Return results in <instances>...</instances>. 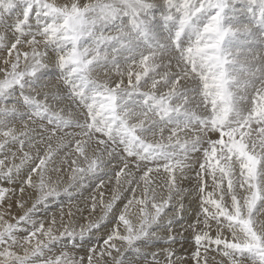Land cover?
<instances>
[{
  "label": "snow or ice",
  "instance_id": "snow-or-ice-1",
  "mask_svg": "<svg viewBox=\"0 0 264 264\" xmlns=\"http://www.w3.org/2000/svg\"><path fill=\"white\" fill-rule=\"evenodd\" d=\"M0 51V202L36 193L0 213V264H180L190 198L196 264H264V0H0ZM109 173L98 219H34ZM109 223L86 262L51 255Z\"/></svg>",
  "mask_w": 264,
  "mask_h": 264
},
{
  "label": "rangeland",
  "instance_id": "rangeland-1",
  "mask_svg": "<svg viewBox=\"0 0 264 264\" xmlns=\"http://www.w3.org/2000/svg\"><path fill=\"white\" fill-rule=\"evenodd\" d=\"M9 35H10V33H9ZM40 133H41V129L39 128V127H37L36 128V132H35V135H36V137H37V139L39 140V138H40ZM18 147V145L17 146H14V147H12L11 149H9V156H10V153L11 152H15L16 151V148ZM52 147L55 149L56 148V143L55 142H53L52 143ZM44 148H46V145H41V149L43 150ZM25 150H27V148H25ZM3 153H0V159H3ZM19 155H20V153H17V157H16V159H15V163H19ZM63 155H64V152L62 151V152H60V154H59V156L57 157V162H59V160L60 159H62L63 158ZM12 162V160H11V156H10V159H9V161H7L6 163H11ZM112 176H113V178L115 179V177H114V174L113 173H109V176L107 175V176H104V178L106 177H108V179H104V181L105 180H108V181H110V180H113V178H112ZM53 178L55 179V176H53ZM110 178H112V179H110ZM123 179V178H122ZM114 182V184H112ZM97 183H99L98 181H97ZM17 184V185H16ZM16 184H12V185H7V187H10V188H15V189H18L19 190V187L17 188V186H19L20 184L19 183H16ZM19 184V185H18ZM105 184V183H104ZM108 184H109V186H111L110 188H106V186H108ZM111 184V185H110ZM67 185V176L65 175V177H64V184L61 186L62 188L64 187V186H66ZM0 186H3L2 185V182H0ZM108 186V187H109ZM26 187V186H25ZM116 187V183H115V181H110V183H107V184H105L104 186H103V188H100V189H97V191H91V192H88V195H87V191H83V192H81V193H79V194H76L75 195V193H72L73 195H72V199H69L68 198V196L66 195V194H64L63 192H61V195L58 197V198H55V199H50L46 204H40V205H38L37 206V208H38V210H39V212H41V213H37V216H34V219H36V220H38V221H44L45 223H47V224H45L46 226L48 225V224H50L52 221H53V219H55V228H57V229H59V230H62V228H61V217L63 216V214H65V213H69V212H71L75 217H76V219L77 220H79V222H80V224H86V222H85V214H88V218H90V219H92V220H96V219H98L99 218V216L101 215V213H100V210H99V207L95 210V212H92V210H91V204H92V197L93 196H95L96 197V199L99 201V199H100V195H99V193L102 191L103 193H104V199L105 200H108V199H110L111 198V194H112V190L114 189ZM126 187V186H125ZM100 190V191H99ZM16 192H18L17 190H16ZM97 192V193H96ZM34 193H35V191H34ZM63 193V194H62ZM93 193H95V194H93ZM90 194V195H89ZM166 194V193H165ZM64 195V196H63ZM82 195V196H81ZM84 195V196H83ZM85 195H86V197H85ZM125 195H128L129 197L131 196V194L130 193H125ZM137 195H139V190L137 191ZM78 196V197H77ZM82 198V199H80V197ZM35 197H36V193L34 194V196H33V199H32V204L34 203V201H35ZM67 197V198H66ZM77 197V198H76ZM75 198H76V200H75ZM60 199V200H59ZM2 203H4V202H0V204H2ZM123 203H126V201H123V202H120V207L122 208L123 207ZM185 207L186 208H188L189 210V212L190 211H192V212H188L189 213V215H187L185 212V215H184V213L183 214H180V216H183V219L181 220L180 218H179V216L177 217V222L176 223H174L173 225V227H172V234L173 235H175V237H176V243L173 245V246H171V245H161L163 248H168L169 246H170V248L175 252V254H176V256L177 257H179L180 258V256H181V258H183V259H186L187 258V255H188V253L186 254V252H191V250L190 251H187L186 250V252H180V249H182V247H178L179 245V243L181 242H183V243H185L184 242V240L186 241V242H190L191 241V243H193L194 242V233H193V231L190 229V228H188L186 231H187V233L186 232H183V231H185V230H180L179 232L177 231V229L176 228H178L179 229V226H182V224L183 223H185V221H186V219H187V223H189V222H192V223H194L193 221H195L194 219V217L196 216V211H197V204H198V202L195 200V199H193V198H190L189 200H185ZM32 204H31V207H32ZM40 208V209H39ZM1 209V208H0ZM26 210V209H25ZM68 210V211H67ZM6 211V210H5ZM5 211L4 212H2V213H5ZM9 211V210H8ZM129 211L131 212V213H136L138 210H137V208H135V207H130V209H129ZM192 213V214H191ZM23 214V213H22ZM22 214H20V215H22ZM40 215V218L38 217ZM186 215H187V217H186ZM194 215V216H193ZM19 217V215H17V217L16 218H18ZM38 217V218H37ZM188 217H192V219L193 220H191V219H189ZM46 218H48V219H46ZM64 218V222L66 223L67 221L65 220V217H63ZM46 219V220H45ZM49 219H50V221H49ZM49 223H48V222ZM10 222H15V219L13 218ZM89 222V221H88ZM182 223V224H181ZM191 223V224H192ZM179 225V226H178ZM178 226V227H177ZM61 228V229H60ZM112 228V227H111ZM111 228H109V229H107L106 228V224L104 225V226H102L98 231H96L95 233H94V235H92V238L90 239V240H87V241H85L83 244H80V242H79V240H77V244H76V247H73L72 246V242L71 241H65L64 243H61V244H58V245H56L54 248H53V252L51 253V255L52 256H60L61 255V253L62 252H67L68 254H69V256H71V257H74V258H76L77 260L80 258V257H84L85 258V262H86V258H87V256L90 254L89 253V249L90 248H95L96 249V252H97V254H99V252L102 250V248L104 247V245H103V239L104 238H106V236H107V234H108V232L110 231V229ZM101 230H103V231H101ZM77 231H79V227H77ZM176 232H178V233H176ZM183 232V233H182ZM190 232L191 233H193V235H189L190 234ZM215 233L213 232L212 233V235H214ZM22 235V234H21ZM178 235V236H177ZM188 235V236H187ZM190 236H192V238L190 237ZM180 237V239H178V238ZM181 237H185V239H181ZM178 241V242H177ZM178 245V246H176L175 247V245ZM160 246V247H161ZM168 246V247H167ZM181 246V245H180ZM196 246V245H195ZM175 247V248H174ZM213 247H215V246H213ZM153 250H155V249H153ZM182 253V254H181ZM21 254H22V250H21ZM115 254V253H114ZM127 255H129L128 253H126ZM179 254V255H178ZM181 254V255H180ZM183 255V256H182ZM186 255V256H185ZM209 256V258L210 257H215V255H213L212 253H211V255H208ZM161 259H162V257H161ZM224 261L225 263H221V261ZM219 259H217V257H216V260H215V262H213V260L210 258L209 259V261H208V264H226L227 263V258H225V257H223V256H219ZM181 260V259H180ZM190 260H194V259H190ZM211 260V261H210ZM218 261H220V262H218ZM194 262H195V264H196V261L194 260ZM180 263H182V264H184V262L183 261H180ZM186 264H189L188 262L186 263ZM201 264H204V262H202Z\"/></svg>",
  "mask_w": 264,
  "mask_h": 264
},
{
  "label": "bare ground",
  "instance_id": "bare-ground-1",
  "mask_svg": "<svg viewBox=\"0 0 264 264\" xmlns=\"http://www.w3.org/2000/svg\"><path fill=\"white\" fill-rule=\"evenodd\" d=\"M3 57H7V52L6 51H0V58H3ZM0 63H2V59H0ZM109 176V175H108ZM106 178V177H105ZM104 178V179H105ZM112 178H113V176H112ZM112 178H110V179H112ZM106 179H108V177L106 178ZM109 180V179H108ZM108 180H105L104 181V183L105 184H107V183H110V181H115V179L113 178V180H110V181H108ZM97 183V181H95V182H93V184H91V185H89L84 191H87V195H88V192H91V191H97V189L98 188H96V187H94V184H96ZM104 184V185H105ZM112 184H114V182L112 183ZM17 185V184H16ZM19 185V184H18ZM111 185V184H110ZM108 186H109V184H108ZM106 186V188H110L111 186ZM185 187H189V185L186 183L185 185H184ZM20 188V185L19 186H17V188ZM103 188V187H102ZM100 189V188H99ZM18 192H16V194H15V196H11V198L10 199H6L5 201H3L4 203H2V204H0V213H2V212H4L5 210H7V214L5 215V219H8L9 221H11L13 218H16L17 217V215H20V214H22L23 213V211L25 210V209H27V208H29V207H31V204H32V199H33V196H34V190L33 189H31V188H28L27 186L25 187V192L24 193H21L18 189H16ZM100 191V190H99ZM73 193H75V195L76 194H79V193H77V192H73ZM84 193V192H83ZM97 193V192H96ZM63 194V193H62ZM93 194H95V193H93ZM73 195V194H72ZM90 195V194H89ZM166 195V194H165ZM64 196V195H63ZM82 196V195H81ZM84 196V195H83ZM78 197V196H77ZM76 197V198H77ZM80 197V196H79ZM85 197H86V195H85ZM67 198V197H66ZM73 198V197H72ZM76 198H75V200H76ZM80 199H82L81 197H80ZM18 200H23L25 203H24V209H21V208H19L18 207V204H17V201ZM60 200V199H59ZM9 205H11V207L9 208ZM40 209V208H39ZM9 210V211H8ZM68 211V210H67ZM39 212V210H38V208H36V211H35V215L34 216H37V213ZM42 212V211H41ZM41 212H39V213H41ZM189 211H187V215H189V213L190 212H192V211H190L189 213H188ZM43 213V212H42ZM185 213H184V215H185ZM181 214H183V213H181ZM192 214V213H191ZM187 215H186V217H187ZM194 216V215H193ZM39 218H40V215L38 216ZM37 217V218H38ZM63 217H65V220L67 221L68 220V213H65V214H63ZM89 216H88V214H85V222H86V224L88 223V219H86V218H88ZM189 219H191V220H193L192 219V217L190 218V217H188ZM41 219V218H40ZM46 219H48V218H46ZM45 219V220H46ZM182 220V219H181ZM195 220V219H194ZM49 221H50V219H49ZM48 222V221H47ZM194 222V221H193ZM49 223V222H48ZM192 222H189V223H187V219H186V221H185V223H181L182 224V226H179V229L178 228H176L177 229V231L179 232L180 230L182 231V230H185V231H183V232H186L187 233V229H188V225L189 224H191ZM45 224H47V223H45ZM105 225V224H104ZM113 225L112 224H106V228L107 229H109V228H111ZM174 226V225H173ZM177 226V227H178ZM58 228V227H57ZM61 229V228H60ZM174 229V228H173ZM172 229V230H173ZM187 230V231H186ZM192 230V229H191ZM101 231H103V230H101ZM178 232H176V233H178ZM182 232V233H183ZM189 233V232H188ZM187 233V234H188ZM189 235H193V233H191L190 232V234ZM178 236V235H177ZM188 236V235H187ZM194 236V235H193ZM191 238H192V236H190ZM178 238V237H177ZM178 239H180V237L178 238ZM181 239H185V237H181ZM187 241V240H186ZM185 240H184V242L185 243H179L178 245L176 244L175 245V247L176 246H178L179 248L180 247H182V249H180V252H186V250L187 251H190L191 250V252L189 253V252H186V254L188 253V255H187V258L186 259H183V258H181V256H180V261H183L184 262V264H186L187 262L189 263V264H195V262H194V260H190L191 258H192V253L196 250V246H195V243L193 242V243H191V241L189 242H186ZM178 242V241H177ZM174 244H172L171 246H173ZM181 245V246H180ZM162 247V246H161ZM168 247V246H167ZM170 247V246H169ZM174 247V248H175ZM172 248V247H171ZM214 248V247H213ZM201 252H202V256H203V249H201ZM211 253L213 254V255H215V260H216V257H217V259H219V256L221 257L222 255L221 254H219V253H217L216 251H210L209 253H208V255H211ZM182 254V253H181ZM180 254V255H181ZM127 255V254H126ZM179 255V254H178ZM183 256V255H182ZM186 256V255H185ZM214 257V256H213ZM211 258V257H210ZM226 258V257H225ZM163 259V258H162ZM220 260V259H219ZM227 260V259H226ZM211 261V260H210ZM221 261V260H220ZM220 261H218V262H220ZM203 262V259H202V261H201V263ZM221 263H225L224 261H221ZM220 263V264H221ZM180 264H182V263H180ZM211 264V263H210ZM227 264V263H226Z\"/></svg>",
  "mask_w": 264,
  "mask_h": 264
}]
</instances>
